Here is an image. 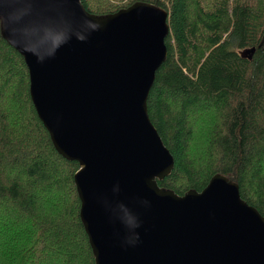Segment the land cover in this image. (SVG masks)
<instances>
[{"label":"water","instance_id":"95a60500","mask_svg":"<svg viewBox=\"0 0 264 264\" xmlns=\"http://www.w3.org/2000/svg\"><path fill=\"white\" fill-rule=\"evenodd\" d=\"M167 13L148 3L97 17L80 0H0L30 97L75 174L96 264H264V217L215 175L183 196L157 184L173 157L146 99L167 55ZM253 51V49H252Z\"/></svg>","mask_w":264,"mask_h":264},{"label":"trees","instance_id":"16d2710c","mask_svg":"<svg viewBox=\"0 0 264 264\" xmlns=\"http://www.w3.org/2000/svg\"><path fill=\"white\" fill-rule=\"evenodd\" d=\"M80 1L97 17L138 2L167 13V55L146 99L173 157L158 186L183 196L222 175L264 217V0ZM79 167L38 117L28 68L0 20V264H96Z\"/></svg>","mask_w":264,"mask_h":264},{"label":"rangeland","instance_id":"374dc122","mask_svg":"<svg viewBox=\"0 0 264 264\" xmlns=\"http://www.w3.org/2000/svg\"><path fill=\"white\" fill-rule=\"evenodd\" d=\"M198 150V146H193V151H197ZM262 175L264 176V166L262 168Z\"/></svg>","mask_w":264,"mask_h":264}]
</instances>
